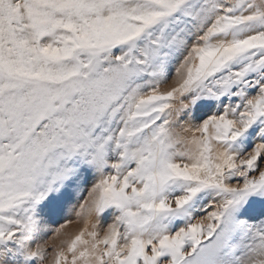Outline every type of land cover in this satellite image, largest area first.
Segmentation results:
<instances>
[{
    "label": "snow or ice",
    "instance_id": "obj_1",
    "mask_svg": "<svg viewBox=\"0 0 264 264\" xmlns=\"http://www.w3.org/2000/svg\"><path fill=\"white\" fill-rule=\"evenodd\" d=\"M0 264H264V0H0Z\"/></svg>",
    "mask_w": 264,
    "mask_h": 264
},
{
    "label": "rangeland",
    "instance_id": "obj_2",
    "mask_svg": "<svg viewBox=\"0 0 264 264\" xmlns=\"http://www.w3.org/2000/svg\"><path fill=\"white\" fill-rule=\"evenodd\" d=\"M71 219H74V217H70ZM62 222V221H61ZM79 227V225L73 223V224H69L68 225V228H67V231L69 232H74L77 230V228Z\"/></svg>",
    "mask_w": 264,
    "mask_h": 264
}]
</instances>
